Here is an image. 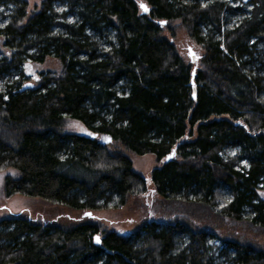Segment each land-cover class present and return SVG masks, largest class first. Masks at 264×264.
<instances>
[{"label":"trees","instance_id":"1","mask_svg":"<svg viewBox=\"0 0 264 264\" xmlns=\"http://www.w3.org/2000/svg\"><path fill=\"white\" fill-rule=\"evenodd\" d=\"M143 2L41 0L28 13L0 0V170L17 171L5 196L92 212L150 182L170 202L126 233L0 218V264H264V0ZM176 20L202 49L195 98L193 64L163 34ZM48 56L60 72L28 71ZM66 118L86 130L64 131ZM129 153L159 164L145 176Z\"/></svg>","mask_w":264,"mask_h":264},{"label":"rangeland","instance_id":"2","mask_svg":"<svg viewBox=\"0 0 264 264\" xmlns=\"http://www.w3.org/2000/svg\"><path fill=\"white\" fill-rule=\"evenodd\" d=\"M28 13H32L38 8L41 0H27ZM139 7L144 0H136ZM141 8V7H140ZM174 25V34L170 36L168 31L163 34L170 37L181 57L190 62L191 55H200L202 49L198 44L190 39L186 29L179 23L178 20L172 23ZM6 48L2 45L0 37V54L6 53ZM193 66H198L197 62H192ZM28 71L38 73L40 71L60 72L62 64L53 57L48 56L43 62H32L28 64ZM62 129L70 132H84L85 126L78 120L66 118L63 122ZM115 144V142H113ZM112 149V146H109ZM133 169L145 176H149L151 169L158 165L155 156L152 153L135 154L129 153ZM6 175H17V171L12 168L0 170V218L12 215H20L30 217L37 221H50L56 223L74 222L75 220L91 219L99 221L108 229L116 230L119 233H126L138 228L146 219L150 217H161L162 214H168L167 207L170 202L163 201L151 191V184L148 183V190L140 195H132L121 207L103 208L93 210V215L87 217L85 211L71 209L67 206L57 203H49L39 197H31L23 194H13L9 197L5 196L3 191V181ZM260 196L264 198V190L260 192ZM87 217V218H85ZM259 240L264 243V237Z\"/></svg>","mask_w":264,"mask_h":264},{"label":"water","instance_id":"3","mask_svg":"<svg viewBox=\"0 0 264 264\" xmlns=\"http://www.w3.org/2000/svg\"><path fill=\"white\" fill-rule=\"evenodd\" d=\"M143 4L146 5V3L143 2ZM147 6V5H146ZM148 8V6H147ZM149 9V8H148ZM142 10V9H141ZM143 11V10H142ZM144 13H146L145 11H143ZM148 12V11H147ZM199 55H191L190 57V61L191 62H196L197 59H198ZM194 73H195V66H193L192 70H191V84H192V97L195 98V86H194V82H193V77H194ZM99 140L102 142V143H106L108 141L111 140V136L109 135H101ZM170 158H172V153H169L168 155H166L165 157V160H169ZM84 215L86 216H92L93 213L90 211V210H87L84 212ZM96 237H98V235L96 234L95 235V240H96Z\"/></svg>","mask_w":264,"mask_h":264},{"label":"snow or ice","instance_id":"4","mask_svg":"<svg viewBox=\"0 0 264 264\" xmlns=\"http://www.w3.org/2000/svg\"><path fill=\"white\" fill-rule=\"evenodd\" d=\"M140 7L143 11L147 12L148 11V8L145 4L141 3L140 4ZM161 23H164V22H161ZM89 135H91V133H89ZM96 242L99 243L100 242V238L99 237H96Z\"/></svg>","mask_w":264,"mask_h":264}]
</instances>
